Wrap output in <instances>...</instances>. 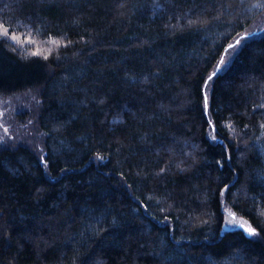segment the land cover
Here are the masks:
<instances>
[{"label":"trees","instance_id":"16d2710c","mask_svg":"<svg viewBox=\"0 0 264 264\" xmlns=\"http://www.w3.org/2000/svg\"><path fill=\"white\" fill-rule=\"evenodd\" d=\"M0 264H264V0H0Z\"/></svg>","mask_w":264,"mask_h":264},{"label":"snow or ice","instance_id":"6c2138e0","mask_svg":"<svg viewBox=\"0 0 264 264\" xmlns=\"http://www.w3.org/2000/svg\"><path fill=\"white\" fill-rule=\"evenodd\" d=\"M4 34H7V30H5V33ZM13 40H16L17 42H19V40H20V38L19 37H16V36H12L11 37ZM239 41H237V43H238ZM220 69H217V71H219ZM213 74H215V73H213ZM210 79H211V77H210ZM249 231H251V229H248Z\"/></svg>","mask_w":264,"mask_h":264},{"label":"rangeland","instance_id":"374dc122","mask_svg":"<svg viewBox=\"0 0 264 264\" xmlns=\"http://www.w3.org/2000/svg\"><path fill=\"white\" fill-rule=\"evenodd\" d=\"M227 64V63H226Z\"/></svg>","mask_w":264,"mask_h":264}]
</instances>
